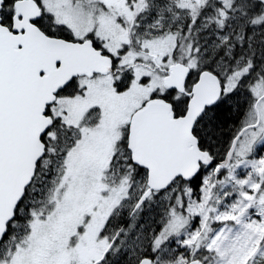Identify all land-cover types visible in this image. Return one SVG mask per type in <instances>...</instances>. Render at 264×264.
<instances>
[{"label": "snow or ice", "instance_id": "1", "mask_svg": "<svg viewBox=\"0 0 264 264\" xmlns=\"http://www.w3.org/2000/svg\"><path fill=\"white\" fill-rule=\"evenodd\" d=\"M0 264H264V0H0Z\"/></svg>", "mask_w": 264, "mask_h": 264}]
</instances>
